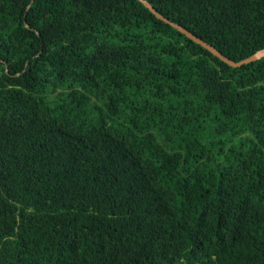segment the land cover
Here are the masks:
<instances>
[{
	"label": "trees",
	"instance_id": "1",
	"mask_svg": "<svg viewBox=\"0 0 264 264\" xmlns=\"http://www.w3.org/2000/svg\"><path fill=\"white\" fill-rule=\"evenodd\" d=\"M147 1L264 48V0ZM0 264H264V56L141 0H0Z\"/></svg>",
	"mask_w": 264,
	"mask_h": 264
},
{
	"label": "water",
	"instance_id": "2",
	"mask_svg": "<svg viewBox=\"0 0 264 264\" xmlns=\"http://www.w3.org/2000/svg\"><path fill=\"white\" fill-rule=\"evenodd\" d=\"M147 7L150 8V10L152 12H154L156 14L157 17L163 19L164 21L170 23L172 26L176 27L177 29H179L181 32L185 33L188 37L192 38L194 41L200 43L202 46L206 47L207 49H209L214 55L218 56L219 58H221L222 60L226 61L228 64L232 65V66H241L244 63H248L250 61L256 60L262 56H264V48L258 50L257 52H255L253 55H251L248 58H245L243 60H240L238 62L231 60L230 58H228L227 56H225L223 53H221L218 49H216L213 45L205 42L204 40H202L201 38H199L198 36H196L195 34H193L192 32H190L189 30H187L186 28H184L183 26L175 23L174 21L166 18L165 16H163L162 14H160L152 4H150V2H148L147 0H141Z\"/></svg>",
	"mask_w": 264,
	"mask_h": 264
}]
</instances>
